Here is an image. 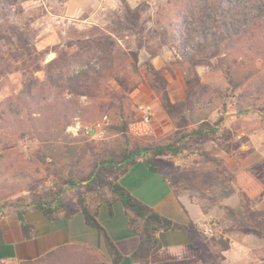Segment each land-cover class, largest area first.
Here are the masks:
<instances>
[{"label":"rangeland","instance_id":"rangeland-1","mask_svg":"<svg viewBox=\"0 0 264 264\" xmlns=\"http://www.w3.org/2000/svg\"><path fill=\"white\" fill-rule=\"evenodd\" d=\"M189 1L0 0V219L40 202L80 209L84 197L101 205L113 198L107 183L123 176L134 197L154 202L169 190L164 183H195L188 171L201 163L223 183L235 182L240 170L226 159L247 144L249 129L264 128V29L195 66L184 56L192 47L174 38L185 37L177 17L185 18ZM26 94L35 102H25ZM250 115L260 117L251 127L226 126L230 117ZM76 123H100L104 133L74 136L68 129ZM168 145L181 153H147L134 167L121 162L137 149ZM212 149L219 159H210ZM108 161L119 164L100 171L98 188H84L95 182L98 172L88 179L94 166ZM244 203L207 222L212 235L197 226V264H264V202ZM189 207L194 216L212 211Z\"/></svg>","mask_w":264,"mask_h":264},{"label":"crops","instance_id":"crops-1","mask_svg":"<svg viewBox=\"0 0 264 264\" xmlns=\"http://www.w3.org/2000/svg\"><path fill=\"white\" fill-rule=\"evenodd\" d=\"M259 118L257 115L241 118L234 116L229 118L226 126L234 129L236 122L237 124L247 122V126L251 127L254 124L253 120ZM249 130L247 144L239 148L235 147V152L231 153L232 157L226 159L227 168L234 164L240 170L239 173L235 172L234 183H223L215 169L209 164L204 165L201 163L198 164V169L188 171L195 174L193 175L196 179L195 183H185L184 186H182L183 183L181 185L164 183L169 187L166 194H163L154 202L145 200H142V202L160 215L183 227L190 224L196 227H205L207 222L221 218L226 209L243 207L246 200L260 201L263 204L264 128L253 127ZM234 133L236 139H238L239 131L235 130ZM212 148H215V146ZM212 150L213 157H210V159H219L221 157L219 152ZM125 177L121 178V185ZM202 180L203 183H201ZM190 185L193 186L190 187ZM125 188L131 194H134L136 190V187L125 186ZM193 204H203V207L207 209L210 207L212 211L210 212L209 209V211H202L200 215L198 213L197 216H194L189 207ZM78 215L80 213L71 218H61L59 221L51 223L42 212L35 209H26V222L34 227L32 238L27 239L23 234L17 209L9 210L0 219L2 235L0 264L35 262L66 247L87 250L93 257H99L106 264H109L110 256L105 238L101 233L100 235L99 232L87 227L83 217L78 218ZM103 216L106 219L110 218V220L103 221L105 219ZM118 216L123 219L120 221ZM98 221L105 229L109 240L122 255L121 264L181 262L198 258L201 253L200 248L196 245L197 241H195L193 233L184 229H175L159 232L156 238L161 248L144 260H136L133 258V254L141 245L142 240L140 236L129 232V219L121 203L116 202L113 205L112 213L109 211L108 206L102 205L99 209ZM236 245L237 243L233 239L232 252H238L237 247H233ZM240 246L241 244H238V247Z\"/></svg>","mask_w":264,"mask_h":264},{"label":"trees","instance_id":"trees-1","mask_svg":"<svg viewBox=\"0 0 264 264\" xmlns=\"http://www.w3.org/2000/svg\"><path fill=\"white\" fill-rule=\"evenodd\" d=\"M177 20L181 22H178V28H185V37L183 33H181L180 36L174 35V38L177 42H182L185 47H192L193 50V52L185 51V59L189 60L195 66H202L219 55L222 49L233 50V48L242 41V38L253 28L264 29V0H190L185 7V18L181 15L177 17ZM201 54L205 55V58H200ZM226 74L230 76L228 71ZM23 100L25 102L34 101V97L32 94H26ZM165 106L167 108L173 107L169 101ZM11 111V109L7 111L4 110L2 113L3 117L8 115ZM223 121L224 118L222 117L217 123L221 124ZM204 132L205 130L199 131L197 135L204 136ZM147 153H153V157H161L168 154L175 156L181 153V149L179 147L175 149L172 145L157 147L152 152L150 149L140 148L123 156L121 162L127 166L134 167L137 164V158ZM118 164L119 163L114 161H108L94 166L88 179L98 172L95 182L85 185L84 188H89V191L98 188L99 183H97V179L100 177V171L104 167H113ZM143 164L148 170L155 172L156 165L153 160H145ZM125 174L126 172L122 173V175ZM69 186H71V188H77L79 184L69 183ZM107 186L113 198L111 200L105 199L102 201L101 205L99 204L95 207L91 203H87L86 199L83 197L80 198L78 202L80 209H75L72 206H68L66 203H62L61 206L53 209L49 203L41 202L35 204L34 209L42 212L51 223H55L61 218H71L80 213L86 226L101 233L103 238H105L108 254L110 256L109 264H121L123 257L115 245L109 240L105 229L98 221L99 209L102 205L108 206L111 213L112 207L116 202L121 203L125 209L129 219V232L133 235L136 234L140 236L142 240L141 245L133 254V258L136 260H144L150 254L161 248L156 238V235L161 231L166 232L175 229H184L195 235L198 234L199 230L195 225L190 224L189 226L183 227L171 219L160 215L153 208L134 197L121 185L118 177L107 183ZM17 214L25 238H32L34 227L26 222L25 211H17ZM61 214H63V217H60ZM1 243L2 235L0 230V244ZM199 248L201 249V247ZM225 250L226 249L223 251ZM201 260L202 257L187 261L161 264H197ZM23 264L106 263L99 257H93L87 250L66 247L61 248L57 252L50 253L41 260Z\"/></svg>","mask_w":264,"mask_h":264},{"label":"built area","instance_id":"built-area-1","mask_svg":"<svg viewBox=\"0 0 264 264\" xmlns=\"http://www.w3.org/2000/svg\"><path fill=\"white\" fill-rule=\"evenodd\" d=\"M146 121H148V118H145ZM69 132L72 133V135L74 136H78V135H83L85 137H89V138H97L100 137L104 131L102 129V125L100 123L98 124H94V125H82L81 123H76L74 125H72L71 127H69ZM204 232L206 234H213L214 229L212 227V225H208L205 227Z\"/></svg>","mask_w":264,"mask_h":264}]
</instances>
